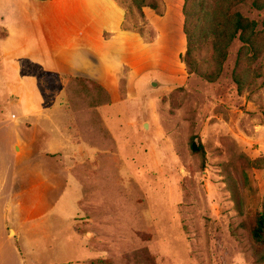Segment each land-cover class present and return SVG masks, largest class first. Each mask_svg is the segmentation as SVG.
Masks as SVG:
<instances>
[{
  "label": "rangeland",
  "instance_id": "1",
  "mask_svg": "<svg viewBox=\"0 0 264 264\" xmlns=\"http://www.w3.org/2000/svg\"><path fill=\"white\" fill-rule=\"evenodd\" d=\"M118 2L128 27L152 40L148 17ZM182 3L163 0L158 66L136 95L122 85L112 101L89 81L45 77L48 93L36 83L43 109L26 118L16 103L28 113L38 100L9 83L0 57L6 264H264L250 234L264 207V51L241 91L232 76L238 38L216 82L188 74L174 49ZM237 10L261 24L249 2Z\"/></svg>",
  "mask_w": 264,
  "mask_h": 264
},
{
  "label": "crops",
  "instance_id": "2",
  "mask_svg": "<svg viewBox=\"0 0 264 264\" xmlns=\"http://www.w3.org/2000/svg\"><path fill=\"white\" fill-rule=\"evenodd\" d=\"M144 13L156 30L152 40L122 29L125 11L116 0H0V23L7 28L5 36L0 34V57L11 70L9 83L21 90L28 86L29 99L38 100L28 113L16 103L20 115L27 118L42 111L36 83L44 73L63 83L74 77L94 81L112 101L122 85L131 95L141 93L158 66L152 50L164 36L154 11L147 8ZM175 41L179 56L185 51V37ZM0 264H6L1 253Z\"/></svg>",
  "mask_w": 264,
  "mask_h": 264
},
{
  "label": "trees",
  "instance_id": "3",
  "mask_svg": "<svg viewBox=\"0 0 264 264\" xmlns=\"http://www.w3.org/2000/svg\"><path fill=\"white\" fill-rule=\"evenodd\" d=\"M248 2L252 9L263 14L261 24L237 10L239 6ZM129 3L142 18L145 17L143 10L145 7L154 11L157 16L163 15V0H129ZM122 8L125 11L122 29L142 35L140 30L128 27L127 11L124 6ZM182 15V32L186 46L179 59L185 64L188 74L198 75L211 83L216 82L222 74L229 47L233 40L238 38L242 45L232 76L241 91L244 74L252 69V65L264 51V0H183ZM45 77H47L46 73L42 74L39 82L43 86V91L48 93ZM74 79L89 81L101 91H105L101 85L89 79L82 77H74ZM250 234L252 240L264 249V207L253 216ZM103 263L111 264L108 261Z\"/></svg>",
  "mask_w": 264,
  "mask_h": 264
},
{
  "label": "water",
  "instance_id": "4",
  "mask_svg": "<svg viewBox=\"0 0 264 264\" xmlns=\"http://www.w3.org/2000/svg\"><path fill=\"white\" fill-rule=\"evenodd\" d=\"M153 84H156V83L154 82ZM192 148H193V150H196V149H197V144H196V142H193V143H192Z\"/></svg>",
  "mask_w": 264,
  "mask_h": 264
}]
</instances>
